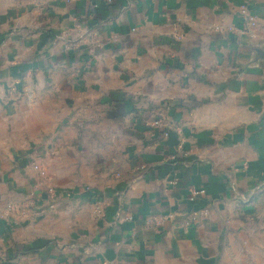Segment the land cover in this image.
Here are the masks:
<instances>
[{"label": "crops", "instance_id": "0c3cea01", "mask_svg": "<svg viewBox=\"0 0 264 264\" xmlns=\"http://www.w3.org/2000/svg\"><path fill=\"white\" fill-rule=\"evenodd\" d=\"M0 136V264H264V0H0Z\"/></svg>", "mask_w": 264, "mask_h": 264}, {"label": "rangeland", "instance_id": "374dc122", "mask_svg": "<svg viewBox=\"0 0 264 264\" xmlns=\"http://www.w3.org/2000/svg\"><path fill=\"white\" fill-rule=\"evenodd\" d=\"M4 125H6V124H4ZM17 140H18V138H15V145L16 146H17ZM10 144H11L10 138H7L6 136H0V168H1V166H5L6 170H12V166L10 167V164H9V162H12L11 161L12 160V154L6 152L7 147ZM15 156L17 157V154H15ZM46 178L48 179L47 175H46Z\"/></svg>", "mask_w": 264, "mask_h": 264}, {"label": "built area", "instance_id": "2783aa9c", "mask_svg": "<svg viewBox=\"0 0 264 264\" xmlns=\"http://www.w3.org/2000/svg\"><path fill=\"white\" fill-rule=\"evenodd\" d=\"M104 1V3L105 4H111L114 0H103ZM249 15V12H248V10H247V8L245 7V6H242L241 8H240V16H246V15ZM249 19L251 20L252 19V17L251 16H249ZM32 170H34L37 174H38V176L40 177V178H42V179H46V173H45V170L43 169V168H41L39 165H33L32 166ZM171 183H175V182H171ZM10 209H14L15 210V207L13 208V207H10ZM132 219V217H128L127 218V220H131ZM144 224H145V226H147V227H150V226H156L157 225V223H156V221L154 220V218L152 219V218H146L145 220H144Z\"/></svg>", "mask_w": 264, "mask_h": 264}]
</instances>
